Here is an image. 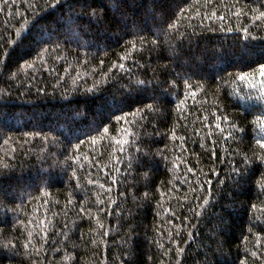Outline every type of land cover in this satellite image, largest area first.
<instances>
[{"label":"trees","instance_id":"obj_1","mask_svg":"<svg viewBox=\"0 0 264 264\" xmlns=\"http://www.w3.org/2000/svg\"><path fill=\"white\" fill-rule=\"evenodd\" d=\"M262 13L0 0V264H264Z\"/></svg>","mask_w":264,"mask_h":264},{"label":"snow or ice","instance_id":"obj_2","mask_svg":"<svg viewBox=\"0 0 264 264\" xmlns=\"http://www.w3.org/2000/svg\"><path fill=\"white\" fill-rule=\"evenodd\" d=\"M57 3H59V0H57ZM261 15H264V13H262ZM260 74H261V76H264V65L261 66V73ZM148 107L151 108L150 105ZM105 131H107V129H105ZM257 143L260 145L261 149H264V142L257 141ZM260 159L262 160V162H264V157H260ZM245 163H247V161H245Z\"/></svg>","mask_w":264,"mask_h":264},{"label":"rangeland","instance_id":"obj_3","mask_svg":"<svg viewBox=\"0 0 264 264\" xmlns=\"http://www.w3.org/2000/svg\"><path fill=\"white\" fill-rule=\"evenodd\" d=\"M68 31L70 32V29H68Z\"/></svg>","mask_w":264,"mask_h":264}]
</instances>
